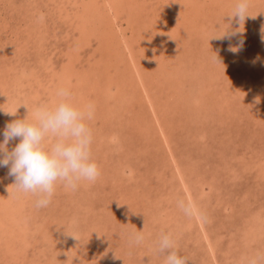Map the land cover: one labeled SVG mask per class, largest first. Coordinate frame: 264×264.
I'll return each mask as SVG.
<instances>
[{
    "label": "rangeland",
    "instance_id": "obj_1",
    "mask_svg": "<svg viewBox=\"0 0 264 264\" xmlns=\"http://www.w3.org/2000/svg\"><path fill=\"white\" fill-rule=\"evenodd\" d=\"M87 2L0 0V108L20 105L0 111V141L67 87L94 105L100 169L36 208L0 167V264H165L162 232L187 264H248L264 253V0H249L244 22L230 17L237 0H114L116 20ZM184 186L191 218L176 204Z\"/></svg>",
    "mask_w": 264,
    "mask_h": 264
},
{
    "label": "clouds",
    "instance_id": "obj_2",
    "mask_svg": "<svg viewBox=\"0 0 264 264\" xmlns=\"http://www.w3.org/2000/svg\"><path fill=\"white\" fill-rule=\"evenodd\" d=\"M248 7L249 0H237L230 17L244 22L249 16ZM56 97L54 104L36 107L31 119L25 116L7 123L0 141V167H8V175L14 177L11 184L14 192L36 197V208L51 203L57 186L76 191L82 181L94 183L100 175L99 166L92 157L93 133L88 124L94 116V105L77 106L67 87L58 88ZM19 106L11 111L0 108V111L16 117ZM15 140L19 142L9 150V143ZM176 204L186 217L196 214L192 201L181 198ZM198 215L201 221L207 220L203 212ZM143 240L144 235L139 230L127 235L130 248ZM156 252L164 256L165 264H187L189 260L176 250L170 233L160 234ZM262 259L264 253L258 252L248 259V264H260Z\"/></svg>",
    "mask_w": 264,
    "mask_h": 264
},
{
    "label": "bare ground",
    "instance_id": "obj_3",
    "mask_svg": "<svg viewBox=\"0 0 264 264\" xmlns=\"http://www.w3.org/2000/svg\"><path fill=\"white\" fill-rule=\"evenodd\" d=\"M89 2H91L92 4H96L97 6H99L100 7V3H102L103 4V6H104V8H107V12L108 13H112L113 12V14H111V16H112V18L114 19V20H116L117 18V16L116 15H114V10H113V8H115L116 7V4H115V2H114V0H88ZM120 1V0H119ZM141 1V0H140ZM89 2H87V3H84V7H87V8H89L90 7V5L88 6V4H89ZM123 2H125V1H123ZM101 4V5H102ZM144 4V3H143ZM92 10V9H91ZM87 13V12H86ZM88 14V13H87ZM90 14V13H89ZM87 18V17H86ZM85 18V19H86ZM115 24H117V21H115ZM120 29V27L118 26L117 27V30H119ZM120 31H122L121 29H120ZM122 36H124V35H122ZM124 42V41H123ZM127 42V41H126ZM129 44V43H128ZM124 51H125V54L127 55V57L129 58V63H130V68H132V74L135 76V79L138 81V83L139 84H141V86H142V92H144L145 93V95L147 96V98H148V102H149V104H151V105H153L152 104V102H151V99H150V97H149V95H148V91H147V87L145 86V83H144V81H143V75H142V71H141V68H140V65H139V63H138V61L135 59V56L133 55V52H132V50H131V47H129L128 45H125L124 46ZM122 49V50H123ZM56 74V73H55ZM63 74V73H62ZM61 75V74H60ZM64 75V74H63ZM66 76L64 75V78H65ZM66 82L68 81V77H67V79L65 80ZM1 96V95H0ZM146 98V99H147ZM3 100H5V99H3ZM184 188H185V195L187 196V198H188V200H190V201H192V198H191V194H190V192H189V190L184 186ZM4 198L5 197H3V200H4ZM5 209V208H4ZM9 215V214H8ZM12 236V235H11ZM29 239V238H28Z\"/></svg>",
    "mask_w": 264,
    "mask_h": 264
}]
</instances>
